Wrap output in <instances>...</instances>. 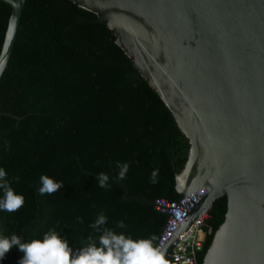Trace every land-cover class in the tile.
Listing matches in <instances>:
<instances>
[{
    "label": "trees",
    "instance_id": "obj_1",
    "mask_svg": "<svg viewBox=\"0 0 264 264\" xmlns=\"http://www.w3.org/2000/svg\"><path fill=\"white\" fill-rule=\"evenodd\" d=\"M10 9L0 0V49ZM188 151L171 111L97 14L72 0H25L0 78V168L24 205L0 210V235L27 242L51 229L75 253L89 237L98 243L101 232L90 225L103 213L104 227L133 239L154 235L157 246L166 217L152 202L180 197L175 176ZM123 163L129 167L121 180ZM101 172L109 176L108 188L99 186ZM41 175L63 187L41 195ZM226 206L225 196L213 201L206 220L211 233L196 264ZM118 222L126 228L116 227ZM22 256L13 246L0 264H19Z\"/></svg>",
    "mask_w": 264,
    "mask_h": 264
},
{
    "label": "water",
    "instance_id": "obj_2",
    "mask_svg": "<svg viewBox=\"0 0 264 264\" xmlns=\"http://www.w3.org/2000/svg\"><path fill=\"white\" fill-rule=\"evenodd\" d=\"M2 1L4 72L25 0ZM72 1L113 30L188 139L176 190L207 192L179 231L226 197L201 264H264V0Z\"/></svg>",
    "mask_w": 264,
    "mask_h": 264
},
{
    "label": "clouds",
    "instance_id": "obj_3",
    "mask_svg": "<svg viewBox=\"0 0 264 264\" xmlns=\"http://www.w3.org/2000/svg\"><path fill=\"white\" fill-rule=\"evenodd\" d=\"M3 69L4 62L0 61V74ZM128 167L127 163L119 165V179L125 178ZM158 174L157 169L152 171V183L157 182ZM6 175V171L0 168V189L3 190L0 210L15 212L24 205V197L12 189ZM97 179L100 187H109L107 174L101 172ZM40 181L41 195L55 193L63 187L62 182L47 175H41ZM106 224L107 217L103 213L99 214L90 225L94 230L101 232L98 243L96 239L89 237L86 246L75 253L68 240L51 229L43 235V239H31L27 242H22V238L16 234L10 237L0 235V258L16 246L23 253L19 264H168L162 249L153 243L156 240L154 235L133 239L124 232L117 233L114 229L104 227ZM116 227L125 229L126 225L118 222Z\"/></svg>",
    "mask_w": 264,
    "mask_h": 264
},
{
    "label": "built area",
    "instance_id": "obj_4",
    "mask_svg": "<svg viewBox=\"0 0 264 264\" xmlns=\"http://www.w3.org/2000/svg\"><path fill=\"white\" fill-rule=\"evenodd\" d=\"M206 192V188L200 187L177 200L161 198L153 202L154 208L166 217L157 246L162 248L170 242L169 258L173 264H196V254L202 249L205 235L211 233V228L206 225L208 212L192 219L183 231H179L189 211L200 202Z\"/></svg>",
    "mask_w": 264,
    "mask_h": 264
}]
</instances>
